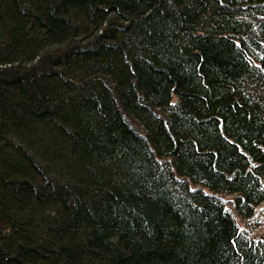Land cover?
I'll use <instances>...</instances> for the list:
<instances>
[{
	"label": "trees",
	"instance_id": "16d2710c",
	"mask_svg": "<svg viewBox=\"0 0 264 264\" xmlns=\"http://www.w3.org/2000/svg\"><path fill=\"white\" fill-rule=\"evenodd\" d=\"M225 193L264 202V0H0V264H264Z\"/></svg>",
	"mask_w": 264,
	"mask_h": 264
},
{
	"label": "rangeland",
	"instance_id": "374dc122",
	"mask_svg": "<svg viewBox=\"0 0 264 264\" xmlns=\"http://www.w3.org/2000/svg\"><path fill=\"white\" fill-rule=\"evenodd\" d=\"M177 97H173V102H176ZM225 207L235 216L239 228L253 238L255 241L264 239V202L258 205L254 214L249 218H244L239 215L234 206V194H220Z\"/></svg>",
	"mask_w": 264,
	"mask_h": 264
},
{
	"label": "bare ground",
	"instance_id": "6f19581e",
	"mask_svg": "<svg viewBox=\"0 0 264 264\" xmlns=\"http://www.w3.org/2000/svg\"><path fill=\"white\" fill-rule=\"evenodd\" d=\"M264 240V239H263Z\"/></svg>",
	"mask_w": 264,
	"mask_h": 264
}]
</instances>
